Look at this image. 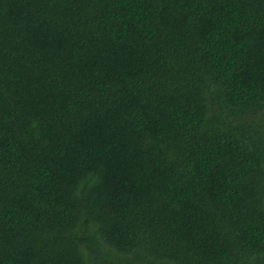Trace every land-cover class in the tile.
<instances>
[{"label":"trees","instance_id":"trees-1","mask_svg":"<svg viewBox=\"0 0 264 264\" xmlns=\"http://www.w3.org/2000/svg\"><path fill=\"white\" fill-rule=\"evenodd\" d=\"M0 264H264V0H0Z\"/></svg>","mask_w":264,"mask_h":264}]
</instances>
